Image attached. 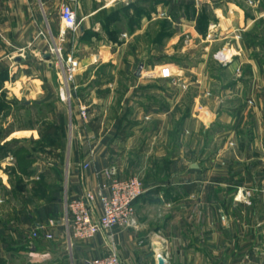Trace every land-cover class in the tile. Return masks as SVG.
<instances>
[{
	"label": "crops",
	"instance_id": "obj_1",
	"mask_svg": "<svg viewBox=\"0 0 264 264\" xmlns=\"http://www.w3.org/2000/svg\"><path fill=\"white\" fill-rule=\"evenodd\" d=\"M67 1L0 0V98L5 90L3 98L15 100L18 89L34 82L51 85L47 34L62 44L64 25L52 9ZM250 1L249 7L242 0L71 1L79 22L68 31L77 39L74 50L117 58L100 62L110 78L90 74L81 85L89 86L92 104L110 106L99 115L109 123L76 126L94 140L71 147L67 192L61 195L54 183L45 186L36 205L19 211L11 224L0 222V264H89L113 250L123 264H159L160 256L166 264H264V59L244 39L264 20V5ZM146 2L157 7L150 16ZM201 15H208L203 31ZM157 19L167 34L163 45L151 47L156 60L135 68L134 61H122L133 46L130 39ZM219 51L234 56L217 64L221 73L214 74L210 56ZM38 70L41 75H34ZM113 102L121 104L118 113H112ZM39 135L38 128L9 122L0 126V145ZM144 138L149 142L139 145ZM92 149L94 160L84 170ZM108 167L119 177L146 168L135 225L115 227L112 236L70 238L61 221L66 200L87 189L97 193L108 183L102 175ZM1 177L9 185L8 174ZM96 205L100 214V198ZM51 219L58 221L50 224Z\"/></svg>",
	"mask_w": 264,
	"mask_h": 264
},
{
	"label": "rangeland",
	"instance_id": "obj_2",
	"mask_svg": "<svg viewBox=\"0 0 264 264\" xmlns=\"http://www.w3.org/2000/svg\"><path fill=\"white\" fill-rule=\"evenodd\" d=\"M242 2L246 7H249L248 5L252 4L250 0H242ZM259 3L260 5H264V0H261ZM144 9L146 15L150 16L156 12L157 7L152 2H146ZM52 14L60 18V8L55 7L52 9ZM202 25L204 26V24ZM163 27V21L158 19L147 24L145 33L142 36H138V39H136V37L134 40L130 39L129 43L130 45H133L128 50L130 53L123 54L120 59L124 62L126 60L134 61V68L137 67L141 61L148 64L150 61L156 60V53H150L151 47H156L157 44L163 45L167 34V31L165 32ZM47 38L46 45L48 46L49 51L48 62L50 63L47 67L49 76H51L49 82L51 85L45 86L47 84H44L39 86L38 82H34L33 87L28 90L24 87L18 89L15 100L9 101L3 98L6 93L5 90L1 92L0 110L2 109V111L0 112V115L1 113H4L5 117L2 119L3 116H1L0 126L8 125V123L11 122L17 127L27 126L38 128L39 132L43 129L49 132L52 131L50 130L51 128L54 129V133H46L42 137L40 134L38 138L35 136L26 139H19L18 144L24 146V149L19 153V156L15 157L12 153L0 157V222L6 224H11L19 211L28 210L30 204L36 205L41 200L38 197H40L39 195L41 191L44 190L45 186L47 187L54 183L53 185L59 187L61 195H63L64 192H67V177L69 174L71 147L75 145V142L80 144L84 143L88 146L89 143H92L94 140L89 136L87 131L84 134L81 133V131L79 133L76 129V126L81 122V117H77V114L75 115V101H78V105L81 102L88 108V126L90 125L91 127L92 123H94V125L100 123L102 126H106L107 123H109L107 116L105 117L103 115V117L100 118L99 115L109 110L110 106L108 105L109 107L107 108V106L104 105V111L101 107H97V104H92L93 99L90 98V95L87 96L89 86L86 85L82 87L81 85L90 78V74H93L94 77L96 76L95 79L110 78L111 76L106 75V70L100 66V62H111L113 59L114 61L117 60V58H107L106 54H103L102 58L95 59L93 55L88 54V52H77L74 50L77 39H75L69 32L62 36V39L60 40L62 42L59 46L62 49L61 51H57L56 48L58 47L56 40L54 35L52 37L50 31L47 34ZM244 39L246 45L257 48V52H254V50L252 51L254 52V56L264 59L263 19L256 24V27L253 30L245 35ZM86 40L89 42L91 39ZM224 53L226 55L225 58L219 56L218 52H215L210 56L213 65L211 70L212 73L220 74L221 70L217 69V67H219L218 65L221 64L222 67V65H226L229 61L233 60L234 55L232 56L228 51H224ZM19 55L23 56L22 54ZM195 56L198 57L200 55L197 54ZM73 61L78 62V69L74 84L77 87L76 89L72 88L74 100L71 102L67 99V90L69 87L65 80V67ZM92 62H94V65H92L93 67L91 70H84V68H82L84 65H88ZM2 72H4V70L0 69V73ZM132 72L133 70H131L130 74ZM237 72H241V70L237 69ZM34 73L36 76L41 75L40 70ZM170 73L172 74L173 72L170 71ZM161 75L160 70H157L156 76L162 77L163 75ZM172 78L174 81L176 80V83H179V77L174 76ZM95 84H97V82ZM95 84H93V86H95ZM98 86H100V94L101 92L104 93L106 88L101 85ZM97 93H99V91ZM115 103L116 102L110 104L112 105L111 110L113 114L118 113L120 109H122L119 102ZM9 114L10 118L8 119L7 117ZM118 138H120V136H118ZM148 142L149 141L144 138L139 145H146ZM94 151L96 154L95 149ZM89 152L90 150H87V153ZM23 157H27L28 160L23 159ZM55 162L59 163L58 166L55 165ZM25 167H29L28 170L32 171V173H25ZM116 173L118 174V172ZM4 174H8L10 180L9 185L7 182H4V179L1 177ZM147 174L146 168L143 169V167H141V170L137 171L136 174L124 176H138L145 183V176ZM44 175L55 176H52L50 180H45L46 178ZM56 176L59 177V179Z\"/></svg>",
	"mask_w": 264,
	"mask_h": 264
},
{
	"label": "built area",
	"instance_id": "obj_3",
	"mask_svg": "<svg viewBox=\"0 0 264 264\" xmlns=\"http://www.w3.org/2000/svg\"><path fill=\"white\" fill-rule=\"evenodd\" d=\"M71 1L68 0L60 8V18L63 22L62 36L68 31H75L79 22L77 13ZM57 51L61 47L57 46ZM219 56L226 57L224 52L219 51ZM78 69V62L73 61L65 67V80L68 84L67 99L74 100L72 88L76 89L75 76ZM75 86V87H74ZM79 117L83 127L87 126L88 108L79 103ZM89 160L82 164V169L86 170L94 160L95 151L90 150ZM102 175L108 183L97 193L87 189L78 197L66 200V213L61 221L64 222L69 231L70 238L85 240L91 239L99 233H108L112 236L115 227L127 228L136 223V201L146 191L145 183L138 176L119 177L114 168H106ZM105 189L107 191H105ZM100 198L101 213H97L96 201ZM58 220L51 219L50 224H56ZM34 237H39L38 232H33ZM47 238H52V234L45 233ZM89 264H123L122 259L116 250L93 259Z\"/></svg>",
	"mask_w": 264,
	"mask_h": 264
},
{
	"label": "trees",
	"instance_id": "obj_4",
	"mask_svg": "<svg viewBox=\"0 0 264 264\" xmlns=\"http://www.w3.org/2000/svg\"><path fill=\"white\" fill-rule=\"evenodd\" d=\"M200 20L201 21L199 22V27L203 31L204 27L207 28V25H208V15H201ZM202 24H204V27ZM0 111H2V109ZM50 130L52 131L49 132V131H45L44 129L40 130L41 137L45 135L46 133H49V134L54 133L53 128H51ZM18 142H19V139H14V140L8 141L5 144L1 145L0 146V157H4V155L6 156L9 151H11L15 157L19 156V153L24 149V146L19 145ZM23 159L28 160L27 157H23ZM28 169L29 167L24 168L25 173L26 172L32 173V171H29Z\"/></svg>",
	"mask_w": 264,
	"mask_h": 264
},
{
	"label": "water",
	"instance_id": "obj_5",
	"mask_svg": "<svg viewBox=\"0 0 264 264\" xmlns=\"http://www.w3.org/2000/svg\"><path fill=\"white\" fill-rule=\"evenodd\" d=\"M143 67H144L143 64H141V65L138 67V69H137V73H136L138 76L141 74V72H142V70H143ZM159 264H166V261H165V259H164L162 256L159 257Z\"/></svg>",
	"mask_w": 264,
	"mask_h": 264
}]
</instances>
